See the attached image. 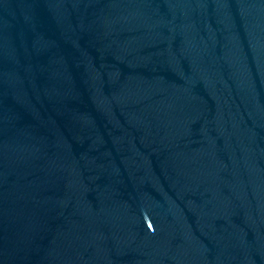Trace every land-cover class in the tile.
I'll return each instance as SVG.
<instances>
[{
	"label": "water",
	"instance_id": "obj_1",
	"mask_svg": "<svg viewBox=\"0 0 264 264\" xmlns=\"http://www.w3.org/2000/svg\"><path fill=\"white\" fill-rule=\"evenodd\" d=\"M0 49L81 264H264V0H0Z\"/></svg>",
	"mask_w": 264,
	"mask_h": 264
}]
</instances>
